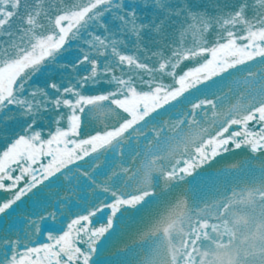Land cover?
I'll list each match as a JSON object with an SVG mask.
<instances>
[{"label": "snow or ice", "instance_id": "6c2138e0", "mask_svg": "<svg viewBox=\"0 0 264 264\" xmlns=\"http://www.w3.org/2000/svg\"><path fill=\"white\" fill-rule=\"evenodd\" d=\"M126 222L107 264H264V0H0V264Z\"/></svg>", "mask_w": 264, "mask_h": 264}, {"label": "water", "instance_id": "95a60500", "mask_svg": "<svg viewBox=\"0 0 264 264\" xmlns=\"http://www.w3.org/2000/svg\"><path fill=\"white\" fill-rule=\"evenodd\" d=\"M202 175H205L206 177L199 175L197 178L193 179V182L195 183L198 181H209L214 178L213 170H208L205 173H202ZM126 223L128 225L129 230H135V226L133 224H131L130 222H126ZM130 237L131 236L127 237V235H124V234L120 235V229H119L116 233L112 235V237L109 238V240L105 242V245H104L105 251L101 255L100 259L102 261H105L106 264L108 261L119 259V256L113 255V253H116L117 249L122 247L120 245L124 246L126 243H130V241H128ZM107 253H111V255L106 256Z\"/></svg>", "mask_w": 264, "mask_h": 264}]
</instances>
